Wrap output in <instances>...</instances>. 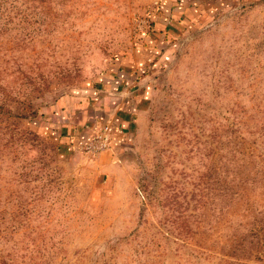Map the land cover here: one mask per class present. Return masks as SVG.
Here are the masks:
<instances>
[{
  "label": "rangeland",
  "instance_id": "obj_1",
  "mask_svg": "<svg viewBox=\"0 0 264 264\" xmlns=\"http://www.w3.org/2000/svg\"><path fill=\"white\" fill-rule=\"evenodd\" d=\"M0 264H264V0H0Z\"/></svg>",
  "mask_w": 264,
  "mask_h": 264
},
{
  "label": "built area",
  "instance_id": "obj_2",
  "mask_svg": "<svg viewBox=\"0 0 264 264\" xmlns=\"http://www.w3.org/2000/svg\"><path fill=\"white\" fill-rule=\"evenodd\" d=\"M104 136V138H106L107 136L106 135H103ZM103 136H101V137H103ZM105 140V139H104ZM106 141V140H105ZM88 145H86L85 144V146H87L88 147V149L89 148H91V147H93V144H92V142H90V143H87ZM103 145H104V143H103Z\"/></svg>",
  "mask_w": 264,
  "mask_h": 264
},
{
  "label": "crops",
  "instance_id": "obj_3",
  "mask_svg": "<svg viewBox=\"0 0 264 264\" xmlns=\"http://www.w3.org/2000/svg\"><path fill=\"white\" fill-rule=\"evenodd\" d=\"M167 32H165V34H166ZM123 117H125L126 116V118H127V120H129L130 118H132L133 116H131L130 117V115L129 114H126L125 112H122V114H121Z\"/></svg>",
  "mask_w": 264,
  "mask_h": 264
}]
</instances>
